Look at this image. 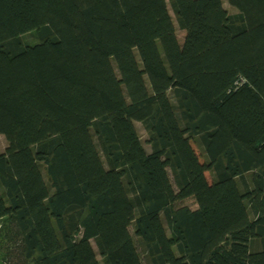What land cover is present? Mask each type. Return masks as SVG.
<instances>
[{
  "label": "trees",
  "instance_id": "1",
  "mask_svg": "<svg viewBox=\"0 0 264 264\" xmlns=\"http://www.w3.org/2000/svg\"><path fill=\"white\" fill-rule=\"evenodd\" d=\"M226 1L0 0V264H264V0Z\"/></svg>",
  "mask_w": 264,
  "mask_h": 264
},
{
  "label": "rangeland",
  "instance_id": "2",
  "mask_svg": "<svg viewBox=\"0 0 264 264\" xmlns=\"http://www.w3.org/2000/svg\"><path fill=\"white\" fill-rule=\"evenodd\" d=\"M224 6L228 9V11L230 13L236 12L235 9L232 8L227 3L226 0H224ZM177 34H178L179 40L182 42L183 41V38L185 36V33L182 30L177 29ZM23 40L25 42L31 43V42H34L36 39H35V37L32 34H25L23 36ZM136 125L138 127L139 133H140V135L142 137V140H143L146 148H149V145H147V143H146V139H147V133H146V131L144 130V128L141 125V123H137ZM7 146H8V141H7L6 137L3 134L0 133V151L1 152H4L6 150V148H7ZM199 155L201 156V153L200 152H199ZM207 175L210 177L209 173H207ZM177 205H186V206H189L191 208H195L197 206L196 203H195V200L193 198H188V199H186L184 201H181ZM130 229H131V231L133 233V228L131 227ZM12 264H17V263L15 261H13Z\"/></svg>",
  "mask_w": 264,
  "mask_h": 264
}]
</instances>
